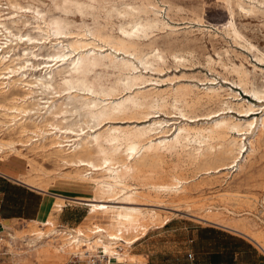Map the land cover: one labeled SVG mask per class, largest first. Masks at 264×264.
I'll list each match as a JSON object with an SVG mask.
<instances>
[{"label": "bare ground", "instance_id": "6f19581e", "mask_svg": "<svg viewBox=\"0 0 264 264\" xmlns=\"http://www.w3.org/2000/svg\"><path fill=\"white\" fill-rule=\"evenodd\" d=\"M19 1L0 0V157L23 155L40 172L36 155L68 166L59 173L87 182L92 193L85 198L58 194L57 210L70 200L110 217L108 224L92 223L85 230L53 227L52 219L30 220L27 233L0 235L12 264H55L71 255L89 257L98 248L124 264L126 253L116 247L132 244L160 215L133 204L155 205L162 201L151 197L162 193L170 202L188 201L205 181L211 184L241 170L252 153L264 156V111L250 117L258 109L251 101L221 83L210 84L214 78L205 77L209 85L199 87L191 82L158 86L174 77H151L149 71H162L168 56L152 37L156 31H176L155 0ZM223 1L230 17L219 29L246 50L255 48V59L264 63V51L233 21L234 7L264 17V0ZM27 12L31 18H22ZM21 26L35 33L21 31ZM46 40L50 50H34ZM169 55L177 62L186 60L177 52ZM207 62L218 63L232 74L233 84L264 100L263 67L252 64L251 71L229 56H208ZM251 72H260L262 82L253 80ZM57 95L64 99H55ZM169 107L183 119L170 122L156 115ZM232 110L240 116L230 114ZM168 156L175 158L173 166L166 163ZM193 170L207 174L205 179L196 181L184 173ZM18 179L45 189L26 174ZM198 218L246 235L264 251V229L255 228L246 216L207 213ZM39 224L51 227L45 231ZM129 261L144 264L138 254L129 255Z\"/></svg>", "mask_w": 264, "mask_h": 264}, {"label": "rangeland", "instance_id": "374dc122", "mask_svg": "<svg viewBox=\"0 0 264 264\" xmlns=\"http://www.w3.org/2000/svg\"><path fill=\"white\" fill-rule=\"evenodd\" d=\"M5 1L6 0H1V3H4ZM26 1L20 0L19 2H23V4H25ZM44 1H46L45 3L49 2L48 0ZM155 1L159 6H161V14L164 19L176 29V31L169 35L167 34L168 29L167 32L166 30L156 31V35L151 39L158 42L159 47L168 52L166 62L162 65L163 70L161 69L162 71L160 72L149 71L151 73V77H174L175 79H173V82L165 81L157 83L158 86L191 82L197 84L199 87H205L209 85L210 81H205L203 79L205 77L214 78L215 81L210 84L221 83L223 87H227L239 94V98L242 97L245 100L251 101L258 109L248 115L250 117L260 116V114L264 111V100L256 99L251 96V94L245 92L237 84H233L232 74L228 73L218 63L207 62L208 56L214 60H217L219 56L225 60L226 57L229 56L235 63H239V60H241L251 71L252 64L264 68V63H260L253 55L255 48H252L251 51L246 50L245 47L235 42L231 37L226 36L222 30L219 29L230 17V12L227 9L225 2L223 0ZM4 6L5 5L3 4L2 7ZM223 7L225 8L223 9ZM4 10L7 11L9 9ZM221 14L222 16H220ZM195 15H198L197 18ZM22 18H31V14L27 12L25 13V16H22ZM194 19L202 21L197 20L195 23ZM233 21L242 33L245 34L259 50L264 51L263 16L260 14L245 12L238 7H234ZM13 29L16 30L15 27H13ZM26 30H29L31 33H35L31 31V28L28 26H23L21 28V31ZM207 30L209 32H207ZM166 40H169V43H166ZM49 46L50 43L46 40L45 43H41L36 46L34 50L37 52H44L51 49ZM225 49L229 50L228 54H225ZM20 50L21 47H18L15 49V52ZM170 52L182 54L186 57V60L177 62L169 55ZM217 52L221 54L218 55ZM250 76L258 84L262 82L260 72H251ZM154 85H156V83H154ZM54 98L59 101L64 99V97H58V95ZM233 101H235V99H233ZM210 107H213V105ZM204 110L205 109H200V112ZM229 113L236 117L240 116L237 112H235V110H232ZM156 115L160 118L168 119L170 122L174 120L179 122L183 119L178 113H176V110L171 107L157 112ZM248 115L245 116L249 117ZM5 154H8V152H5ZM2 155L4 156V154ZM8 157L13 161H19L22 164L21 172L36 182L41 181V183L45 185V190L51 195L48 196L49 205L46 206V209L43 210L41 216L39 217V223L41 220L47 222L52 219L51 222L55 224H53V227L61 229L82 228L84 230L87 226H91L92 223H98L100 225L108 224L110 216H107V213L103 210L90 212V206L70 200L63 201L64 203H62L61 209L62 214L59 219L61 210H57L56 206H54L56 195L59 194L69 197L85 198L92 193V189L87 182L74 180L73 178L70 179L69 177L59 173V170H68V166L58 167L53 160L36 155L34 156L35 165H40L43 168V171L40 172L34 170L32 168L33 166L29 164L27 158L20 154L17 155L12 153L9 154V156L7 155L6 158L0 157V163L1 161L3 162V160L5 162ZM261 157V152L252 153L242 169L238 172L229 173L227 177H221L220 180L211 184L205 181L206 185L203 183V185L199 186L200 190H193L191 192V197L188 198V201L170 202L169 200L171 198L168 195H165V193H162L163 195L161 194L159 198L151 197L153 200L162 201L155 202L157 203L155 205L133 204L140 207L154 208L160 215L159 220H157L155 224L148 225L144 233L142 235L138 234V238L132 244L128 246L119 245L116 247L120 253L124 251L126 253V256L123 258L126 259V263L124 264H134L129 263V255L131 254L141 255V259L144 264H189L190 258L187 256L186 249L189 244V239L191 238L192 230L200 225L205 226L213 224L212 222L204 221L198 218V216H203L207 213L223 218H230L236 215L239 217L246 216L249 221L255 224V228L264 229V156L262 158ZM167 159L166 163H168L169 166H173L175 158L173 156H168ZM223 171L224 170H222V172ZM184 173H187L188 176H192V178H195L196 181L205 179L204 177L207 175L202 171L196 170L184 171ZM216 174L217 173H211L210 176ZM128 182L129 184H133L135 181L128 180ZM209 208L212 210L211 212H207ZM63 219L68 221L65 223L63 222ZM30 225L31 222L29 221L14 220L10 224V230L11 232L16 233L17 236H20V234L23 235L28 232ZM39 225H41L43 230L46 227L47 230L48 227H51L50 225L48 226V224L45 226H42V224ZM46 229L45 231H47ZM228 230L231 229L228 228ZM6 232L7 231H0V234H3L4 238H9L11 235ZM234 232H236V235H239L244 240L252 243L261 255H264V251L252 239L237 231ZM43 239H45L44 236L40 238V240ZM4 244H0V251H5L7 254L0 255V264H12V253L8 252V248ZM94 253H92L89 257L84 256L82 258L73 257V255H71L69 257H65L63 260H55V264H88L90 257H92V260L94 261L101 259L102 262L110 260L109 264H122L118 263L113 258H109L108 255L102 252L101 248H98ZM249 259V255L244 256V261H249Z\"/></svg>", "mask_w": 264, "mask_h": 264}, {"label": "crops", "instance_id": "0c3cea01", "mask_svg": "<svg viewBox=\"0 0 264 264\" xmlns=\"http://www.w3.org/2000/svg\"><path fill=\"white\" fill-rule=\"evenodd\" d=\"M21 170L22 164L9 157L5 162L3 160L0 163V231L2 232L10 233V224L14 220L30 221L39 218L49 205L50 193L20 181L18 176L23 174ZM61 214L62 210L59 219ZM67 221L63 219V222ZM217 230L225 234H220ZM236 234L233 230L215 223L197 226L192 230L186 249L187 256L191 253L189 264H264V255H261L252 243ZM6 254L7 252L0 251V255ZM245 255L250 256L249 261H244Z\"/></svg>", "mask_w": 264, "mask_h": 264}, {"label": "built area", "instance_id": "2783aa9c", "mask_svg": "<svg viewBox=\"0 0 264 264\" xmlns=\"http://www.w3.org/2000/svg\"><path fill=\"white\" fill-rule=\"evenodd\" d=\"M188 257H191V253H188ZM109 263H110L109 260H105L104 262H102L101 259L94 261L92 260V257H90V262H88V264H109Z\"/></svg>", "mask_w": 264, "mask_h": 264}, {"label": "trees", "instance_id": "16d2710c", "mask_svg": "<svg viewBox=\"0 0 264 264\" xmlns=\"http://www.w3.org/2000/svg\"><path fill=\"white\" fill-rule=\"evenodd\" d=\"M220 234H225L224 232L220 231V230H217Z\"/></svg>", "mask_w": 264, "mask_h": 264}]
</instances>
